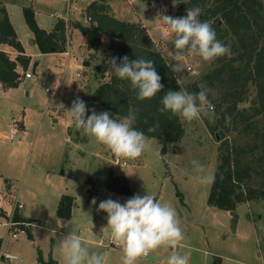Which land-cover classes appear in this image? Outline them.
<instances>
[{
	"label": "rangeland",
	"instance_id": "1",
	"mask_svg": "<svg viewBox=\"0 0 264 264\" xmlns=\"http://www.w3.org/2000/svg\"><path fill=\"white\" fill-rule=\"evenodd\" d=\"M40 1L41 4L36 0H5L9 21L23 50H39L24 18L23 6L27 5L32 6L36 23L44 28H50L53 19L55 24L62 18L66 41L63 52L33 53L32 57L25 53L30 58L27 67L18 64L17 70L29 72L30 77L23 76L16 87L0 85V203L11 210L18 201L22 204L19 213L36 218L16 237L7 235L0 224V251L4 256H17L0 259V264H43L39 254L44 261L51 258L65 264L60 241L69 231L79 234L90 250L102 252L107 264H121L122 250L110 237L107 214L97 205L107 198L123 203L145 192L177 210L183 239L174 250L187 255L189 264H264V198L240 203L234 211L211 207L207 204L211 184L194 179L191 163L199 161L204 173L214 175L221 148L235 145L246 149L248 144H255L257 148L246 158L254 162L253 166H264L259 160L264 145V114L256 117L254 126L259 133L254 136L246 133L243 118L235 130L223 137L216 136L207 118L191 122L180 118L184 132L178 143H166L161 152L163 142L146 136L150 147L134 159L117 157L86 135L84 142L67 109L79 97L89 109L105 111L91 100V95L114 72L109 64L108 41L104 37L94 49L73 28L76 21L89 24L84 10L91 0ZM106 1L111 15L145 28L169 67L170 63L181 65L180 72H173L184 88L212 67L187 50L175 56L174 37L162 38L166 28L158 17L175 16L176 6L171 0ZM55 13L58 16L54 17ZM1 46L12 59L19 54L7 44ZM86 61L87 66L83 64ZM104 61L108 65L102 78L95 75L94 67L101 69ZM254 95L255 89L249 85L248 97L238 105L239 109L250 107ZM212 105L217 116L222 108ZM111 176L123 177L130 193L106 189L105 182L114 179ZM62 195L72 197L70 217L64 223L57 214ZM170 250L160 246L139 258L138 264H166Z\"/></svg>",
	"mask_w": 264,
	"mask_h": 264
},
{
	"label": "trees",
	"instance_id": "2",
	"mask_svg": "<svg viewBox=\"0 0 264 264\" xmlns=\"http://www.w3.org/2000/svg\"><path fill=\"white\" fill-rule=\"evenodd\" d=\"M9 1V0H8ZM14 1V0H10ZM200 7V19L206 20L216 32V38L230 46V54L210 62L211 68L202 76L185 84L188 91L195 92L201 85L207 87L209 100L215 107H221L212 123L205 119L212 130L222 137L230 130H235L238 121L246 119V133L258 135L254 126L256 117L264 114V0H186V3L176 5L175 16L186 15V9ZM110 6L106 0H91L85 7V15L89 24L72 23L88 46L97 49L104 37L107 38V49L110 59L127 56L129 60L144 58L153 60V66L161 77L163 88L152 98L137 99L136 92L129 81L121 80L114 72L108 80H104L93 91L91 100L110 113L119 117L135 110L137 120L135 128L143 131L145 136L154 137L161 142L176 144L183 136L184 128L180 117L168 112H161V98L168 90L183 87L168 65L166 58L156 49L145 28L137 22H126L110 14ZM26 24L34 34V41L42 53L65 51L66 24L59 18L50 31L40 28L34 18L31 5L23 6ZM13 47L19 54L12 59L1 45ZM29 57L24 56V50L9 21L5 0H0V85L9 88L16 87L25 76L17 70V65L27 67ZM110 64V62H109ZM107 62H102L101 69L94 67L95 75L105 78ZM252 85L255 95L251 106L239 109L238 105L248 97V87ZM248 109V110H247ZM226 118L228 121L226 122ZM154 132L148 129L157 126ZM70 133V129L68 130ZM68 133V134H69ZM83 134V133H82ZM83 141L86 137L83 134ZM78 139L76 138L75 141ZM255 144H248L246 149L233 145L221 148L219 163L214 172L207 197L211 207L226 211H234L240 203L264 198V166H253L254 162L246 158L256 149ZM259 156L260 164L264 163V145ZM260 179L254 181L253 177ZM112 177V176H111ZM114 178V177H112ZM255 184H257L255 186ZM105 188L120 194H129V187L123 177H116L105 182ZM72 197L62 195L58 202L57 214L68 219ZM6 213L0 209V217ZM13 218L24 220L17 209ZM26 225L22 226L26 229ZM0 239V247H1ZM5 258L0 254V259ZM43 264H57L51 258L42 260Z\"/></svg>",
	"mask_w": 264,
	"mask_h": 264
},
{
	"label": "clouds",
	"instance_id": "3",
	"mask_svg": "<svg viewBox=\"0 0 264 264\" xmlns=\"http://www.w3.org/2000/svg\"><path fill=\"white\" fill-rule=\"evenodd\" d=\"M171 3L176 6L186 3V0H171ZM185 11L184 16L161 14L158 17L160 24L166 28L162 38L167 40L174 37L175 56L187 50L202 61L212 62L230 54V46L216 38V32L209 22L200 19V7ZM109 62L116 77L129 81L139 100L150 99L163 88L161 77L151 59L129 60L123 56L119 58V63L116 57ZM170 67L174 72L181 71L179 63H170ZM209 91L204 85L195 92L184 87L168 90L161 98L162 107L159 111L168 112L187 122L202 118L214 120L216 114L209 100ZM67 112L77 130L106 146L117 157L134 159L150 147L145 133L134 127L137 120L135 110L130 109L127 115L114 118L107 110L96 112L89 109L83 99L76 97ZM156 127L158 125L150 127L148 131L154 132ZM191 163L196 173L194 179L201 184L214 181L212 174L204 173V166L199 161L193 160ZM97 208L107 214L110 237L122 250L121 264H138L139 258L160 246L171 249L166 264H189L187 255L174 250L183 239L174 207L161 203L154 195L145 192L143 195L134 194L123 203L118 199L107 198L100 201ZM60 247L65 264H107L105 255L90 250L74 231H69L60 241Z\"/></svg>",
	"mask_w": 264,
	"mask_h": 264
},
{
	"label": "built area",
	"instance_id": "4",
	"mask_svg": "<svg viewBox=\"0 0 264 264\" xmlns=\"http://www.w3.org/2000/svg\"><path fill=\"white\" fill-rule=\"evenodd\" d=\"M29 72H25L26 77H30ZM46 90L48 88H45ZM12 132V131H11ZM12 135V134H10ZM118 162V160H116ZM22 207V204L18 201L15 202L14 206L12 207V211L9 215H7L5 218L1 217L0 224H2L5 227V231L7 235H11L12 237H16L19 232L23 231L22 226L27 225L25 222L15 220L13 218L14 211ZM5 258H16V256L11 254H6Z\"/></svg>",
	"mask_w": 264,
	"mask_h": 264
},
{
	"label": "crops",
	"instance_id": "5",
	"mask_svg": "<svg viewBox=\"0 0 264 264\" xmlns=\"http://www.w3.org/2000/svg\"><path fill=\"white\" fill-rule=\"evenodd\" d=\"M36 1H38L39 3L41 2L40 0H36ZM41 4V3H40ZM6 10H7V8H6ZM54 17L55 16H58V13H55L54 15H53ZM82 16H83V14H82ZM54 19H53V22H52V24L54 25ZM40 24V23H39ZM53 25L50 27V28H44V27H42L41 25H38L40 28H42V29H44L45 31H50L52 28H53ZM75 29V28H74ZM18 37V36H17ZM19 41H20V39H18ZM31 42V41H30ZM29 42V43H30ZM1 48H2V46H1ZM33 48V47H32ZM37 48V47H36ZM3 49V48H2ZM4 51H6L5 49H3ZM24 54L26 53L27 55H30L31 57H32V54L33 53H42V52H40L39 50H36V52H34V49H27V48H25L24 47ZM7 52V51H6ZM8 53V52H7ZM64 53H66V52H64ZM32 60V59H31ZM0 209H2L5 213H6V216L7 215H9L10 213H11V211H12V208H11V210H8V209H6V208H4V206H2V204L0 203ZM17 213H19V210H17ZM19 215L24 219V220H26V219H29V220H35L36 218H30V217H28L27 215H24V214H22V213H19ZM1 217H3V216H1ZM0 217V218H1ZM3 218H5V217H3ZM31 220V222H28V223H26L27 224V226H28V224L30 225L33 221ZM67 219H63L62 220V222L64 223V222H67L66 221ZM6 232V231H5ZM0 248H2V243H1V247ZM1 250V249H0ZM0 254H3L1 251H0ZM6 255V254H5ZM15 256V255H14ZM17 257V256H16Z\"/></svg>",
	"mask_w": 264,
	"mask_h": 264
},
{
	"label": "water",
	"instance_id": "6",
	"mask_svg": "<svg viewBox=\"0 0 264 264\" xmlns=\"http://www.w3.org/2000/svg\"><path fill=\"white\" fill-rule=\"evenodd\" d=\"M84 65H88L89 63L86 61V62H84L83 63ZM96 68L97 69H99V66H96ZM216 136H217V134H216ZM163 147H162V149H161V152H164L165 151V148H166V142H163V145H162ZM232 213V212H231Z\"/></svg>",
	"mask_w": 264,
	"mask_h": 264
}]
</instances>
